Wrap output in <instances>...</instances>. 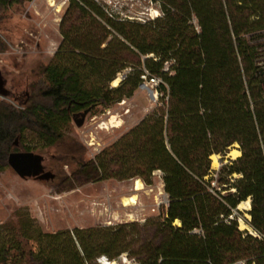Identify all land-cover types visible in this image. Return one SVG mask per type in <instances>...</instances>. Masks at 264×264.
<instances>
[{
	"label": "trees",
	"instance_id": "1",
	"mask_svg": "<svg viewBox=\"0 0 264 264\" xmlns=\"http://www.w3.org/2000/svg\"><path fill=\"white\" fill-rule=\"evenodd\" d=\"M27 1L0 0V23ZM153 1L162 15L144 22L66 1L40 78L18 106L0 100V171L10 152L61 144L72 121L132 96L146 69L162 80L159 102L75 168L87 181L148 185L158 171L167 205L143 223L55 232L16 213L0 223V264H99L123 253L136 264H264V0ZM236 143L240 155L213 170L211 157ZM247 198L260 237L229 218Z\"/></svg>",
	"mask_w": 264,
	"mask_h": 264
},
{
	"label": "rangeland",
	"instance_id": "2",
	"mask_svg": "<svg viewBox=\"0 0 264 264\" xmlns=\"http://www.w3.org/2000/svg\"><path fill=\"white\" fill-rule=\"evenodd\" d=\"M66 1L30 0L7 11L0 23V100L18 106L30 85L40 78L42 67L52 59L61 40L59 22ZM96 1L108 15L118 18L144 22L162 15L159 4L153 0ZM122 74L116 79L121 80ZM159 95L158 92L153 97L147 87L139 85L132 96L106 109L86 113L81 124L72 121L63 143L44 150L34 149L33 152L42 155L45 170L55 174L50 181L23 179L7 165L0 171V223H15L16 213H27L43 231L55 232L126 221L143 223L158 216L166 206L158 171L153 173L150 185L136 177L87 181L77 172L75 162L93 160L148 114L159 102ZM55 155H67L69 160L62 162ZM214 155L211 168L217 170L240 155L238 144ZM138 180L141 189L136 190ZM246 200L250 203V198ZM249 210L239 206L234 209L233 218L242 231L251 228ZM113 261V264H136L125 253Z\"/></svg>",
	"mask_w": 264,
	"mask_h": 264
},
{
	"label": "water",
	"instance_id": "3",
	"mask_svg": "<svg viewBox=\"0 0 264 264\" xmlns=\"http://www.w3.org/2000/svg\"><path fill=\"white\" fill-rule=\"evenodd\" d=\"M7 164L23 179L50 181L55 177L53 172L45 170L42 155L33 151H12L8 154Z\"/></svg>",
	"mask_w": 264,
	"mask_h": 264
},
{
	"label": "built area",
	"instance_id": "4",
	"mask_svg": "<svg viewBox=\"0 0 264 264\" xmlns=\"http://www.w3.org/2000/svg\"><path fill=\"white\" fill-rule=\"evenodd\" d=\"M164 69L167 70L168 69V63L166 62L165 63V66H164ZM122 78V76H121ZM141 79H142V82L140 84V86H144V87H147L148 91H149V94L153 97H156L157 94H158V90H157V87L158 85L162 82L161 78L160 77H157V76H153V75H150V73L148 72V70L144 69L143 70V73L141 75ZM214 170V169H213ZM214 177H216V174H212ZM212 185H215V182H212ZM165 204L167 205V202H168V198H167V195L165 194ZM160 203V202H159ZM158 203V204H159ZM229 218H233V214L229 216ZM248 233L253 235V236H258V233L252 229V228H248L247 229ZM236 264H243L242 261H238Z\"/></svg>",
	"mask_w": 264,
	"mask_h": 264
},
{
	"label": "bare ground",
	"instance_id": "5",
	"mask_svg": "<svg viewBox=\"0 0 264 264\" xmlns=\"http://www.w3.org/2000/svg\"><path fill=\"white\" fill-rule=\"evenodd\" d=\"M118 81H119V80L116 79V80L114 81V85H117ZM238 153H239V152H237L236 154L238 155ZM214 156H215V155H214ZM214 156H213V157H214ZM139 189H141V181H140V180H138V183H137V186H136V190H139ZM239 208L249 209V208H250V203H249V201H244V202H242V203L239 205ZM98 262H99V264H113V263H114V261L106 260V259H104V258L98 260Z\"/></svg>",
	"mask_w": 264,
	"mask_h": 264
}]
</instances>
